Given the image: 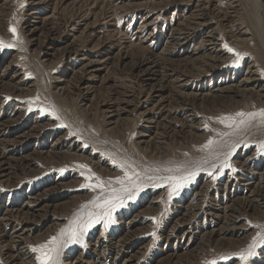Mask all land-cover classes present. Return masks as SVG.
<instances>
[{"label":"rangeland","instance_id":"rangeland-1","mask_svg":"<svg viewBox=\"0 0 264 264\" xmlns=\"http://www.w3.org/2000/svg\"><path fill=\"white\" fill-rule=\"evenodd\" d=\"M210 1L0 0V264H264V0Z\"/></svg>","mask_w":264,"mask_h":264},{"label":"snow or ice","instance_id":"snow-or-ice-1","mask_svg":"<svg viewBox=\"0 0 264 264\" xmlns=\"http://www.w3.org/2000/svg\"><path fill=\"white\" fill-rule=\"evenodd\" d=\"M10 31L15 32L14 28H11ZM238 115L243 116L244 113H238ZM253 115V114H250ZM222 123L224 122L223 120L221 121ZM264 147V145H262ZM83 167V166H82ZM191 175H195V173H192ZM98 179V178H97ZM120 179V178H117ZM175 179V178H174ZM182 179V178H181ZM88 186V185H85ZM177 186H180V181H177ZM95 187H102L101 184H96ZM127 191V189H124ZM132 197L129 196V199ZM106 206L107 210L105 212V215H108L110 217L111 211L115 207H119L120 205L112 203L111 198L109 200L104 201V205ZM100 219L99 216L95 217V219L92 218V214H89V221L86 222L84 225L81 226L80 231H77L76 229H72L70 232L69 236V243H76L78 242V238L83 235V232L87 230V228L92 226V223L97 222ZM56 238L53 237V240ZM34 251H37L40 253V255L37 257L39 260L40 264H58L57 257L59 256V246L55 249H49L47 248L46 245H40L38 248H35ZM255 255L253 251V246H250L249 249L247 250V253H241L240 258L244 261H247L250 256Z\"/></svg>","mask_w":264,"mask_h":264},{"label":"bare ground","instance_id":"bare-ground-1","mask_svg":"<svg viewBox=\"0 0 264 264\" xmlns=\"http://www.w3.org/2000/svg\"><path fill=\"white\" fill-rule=\"evenodd\" d=\"M211 1H212V0H211ZM211 1H210V2H211ZM197 16H198V15H197ZM201 16H202V15H201ZM203 16H204V14H203ZM199 18H200V17H199ZM197 20H198V19H197ZM202 26H203V25H202ZM197 28H198V27H197ZM195 30H196V29H195Z\"/></svg>","mask_w":264,"mask_h":264}]
</instances>
